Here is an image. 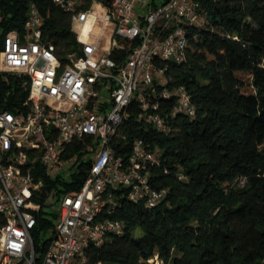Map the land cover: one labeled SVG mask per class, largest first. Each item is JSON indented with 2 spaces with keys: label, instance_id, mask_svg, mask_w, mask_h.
Segmentation results:
<instances>
[{
  "label": "trees",
  "instance_id": "16d2710c",
  "mask_svg": "<svg viewBox=\"0 0 264 264\" xmlns=\"http://www.w3.org/2000/svg\"><path fill=\"white\" fill-rule=\"evenodd\" d=\"M32 2L43 18V38L67 62L78 43L71 15L52 0H0V48L4 32L24 29ZM201 6L202 23L184 25L185 58L161 60L164 73L150 88V101L171 129L147 123L134 100L112 143L124 160L136 139L157 150L149 181L166 195L147 207L130 201L127 188L109 187L116 203L108 217L123 221L124 230L88 248L94 263L264 264V0H201ZM179 87L194 115H171L177 97L161 94ZM28 93L22 76L0 73L1 109L15 112ZM93 149L91 137L67 144L62 157L73 161L70 179L49 177L38 165L42 187L33 200L41 206V228L54 225L52 208L61 197L81 188Z\"/></svg>",
  "mask_w": 264,
  "mask_h": 264
},
{
  "label": "built area",
  "instance_id": "2783aa9c",
  "mask_svg": "<svg viewBox=\"0 0 264 264\" xmlns=\"http://www.w3.org/2000/svg\"><path fill=\"white\" fill-rule=\"evenodd\" d=\"M52 1L71 15L78 43L67 62L43 38V18L33 2L24 29L2 36L0 73L22 76L29 93L15 112L0 108V264H102L89 259L88 248L124 230L123 221L108 217L116 203L109 187L127 188L130 201L147 207L164 199L166 190L149 181L159 152L136 139L124 160L112 143L134 100L147 123L171 129L158 102L150 101V88L164 73L161 60L185 58L184 25L204 19L201 0ZM172 94V116L194 115L183 87L161 95ZM85 137L94 143L89 173L77 193L64 194L52 208L54 225L41 228V206L33 200L42 187L37 167L70 179L74 165L63 159L64 149Z\"/></svg>",
  "mask_w": 264,
  "mask_h": 264
},
{
  "label": "rangeland",
  "instance_id": "374dc122",
  "mask_svg": "<svg viewBox=\"0 0 264 264\" xmlns=\"http://www.w3.org/2000/svg\"><path fill=\"white\" fill-rule=\"evenodd\" d=\"M239 184H240V185H243V184H244V179H241L240 182H239ZM139 234H140V232L138 231V232H137V235H139ZM158 261H159V260H158L157 258H153V259H151L149 262H150L151 264H156Z\"/></svg>",
  "mask_w": 264,
  "mask_h": 264
},
{
  "label": "bare ground",
  "instance_id": "6f19581e",
  "mask_svg": "<svg viewBox=\"0 0 264 264\" xmlns=\"http://www.w3.org/2000/svg\"><path fill=\"white\" fill-rule=\"evenodd\" d=\"M156 264H162L160 261H158Z\"/></svg>",
  "mask_w": 264,
  "mask_h": 264
}]
</instances>
